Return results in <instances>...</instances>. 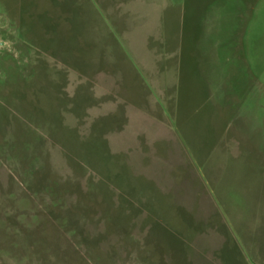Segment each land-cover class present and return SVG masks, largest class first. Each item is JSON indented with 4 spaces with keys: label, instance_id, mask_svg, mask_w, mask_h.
<instances>
[{
    "label": "rangeland",
    "instance_id": "rangeland-1",
    "mask_svg": "<svg viewBox=\"0 0 264 264\" xmlns=\"http://www.w3.org/2000/svg\"><path fill=\"white\" fill-rule=\"evenodd\" d=\"M208 1L222 61L176 115L149 77L181 29H111L116 98L0 0V264H264V0Z\"/></svg>",
    "mask_w": 264,
    "mask_h": 264
},
{
    "label": "crops",
    "instance_id": "crops-1",
    "mask_svg": "<svg viewBox=\"0 0 264 264\" xmlns=\"http://www.w3.org/2000/svg\"><path fill=\"white\" fill-rule=\"evenodd\" d=\"M10 2V11L14 10L15 17L20 19V29H44L49 34L54 33L51 29H67L66 34L70 31L75 39L78 37L76 41L79 39L78 44H81V48H84L83 44L86 42L90 79L88 80V77L85 79L98 84L104 92L116 98L121 97L110 93L107 81L114 79L117 86L120 84L112 70L103 72V68L114 67L115 70V66L118 65L111 54L113 47L109 46L108 42L111 39V29H181L179 48L178 44L175 46L178 51H175L169 62H166L167 58L158 59V52L153 54L154 69L149 77L150 84L154 81L163 83L173 90L175 99L180 96L184 100L183 107L178 106V103L174 106L176 115L191 113L189 102L204 98L202 93L205 83L217 75L208 74L207 69L213 67L212 65L217 67L222 61L223 53L220 49L225 31L205 26V19L219 18L216 12H209L208 0H186V4L181 0H10ZM166 19L170 20L168 25L165 23ZM76 29H80L81 32L77 34ZM56 42L57 46H60L64 42V37L59 40L57 38ZM152 87L154 90L153 85ZM143 88L142 84L140 89ZM144 91L138 94L140 100H143ZM142 102L136 108H140ZM177 120L182 124L187 122L185 117L183 120L182 117H177Z\"/></svg>",
    "mask_w": 264,
    "mask_h": 264
}]
</instances>
